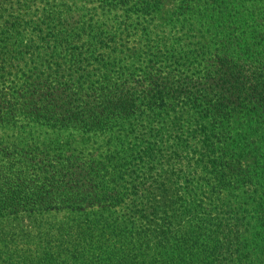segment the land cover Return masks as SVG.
I'll return each mask as SVG.
<instances>
[{
	"label": "trees",
	"instance_id": "1",
	"mask_svg": "<svg viewBox=\"0 0 264 264\" xmlns=\"http://www.w3.org/2000/svg\"><path fill=\"white\" fill-rule=\"evenodd\" d=\"M117 1L136 27L151 23L141 42L162 26L155 19L170 20L157 2ZM71 18L70 10L44 18L25 44L48 74L25 65L18 89L0 92V264H264V0H177L174 44L155 39L153 58L185 76L163 75L148 93L137 90L136 72L161 75L148 55L118 60L125 66L112 82L122 81L111 85L117 60L96 57L104 40L65 50L80 29ZM59 52L69 53L63 65ZM92 60V71L75 74ZM64 76L82 82L63 89ZM150 117L169 122L174 145L163 150L156 133L138 134ZM174 185L168 198H151L153 216L171 212L154 230L157 243L134 252L149 227L130 226L146 218L143 202Z\"/></svg>",
	"mask_w": 264,
	"mask_h": 264
},
{
	"label": "rangeland",
	"instance_id": "2",
	"mask_svg": "<svg viewBox=\"0 0 264 264\" xmlns=\"http://www.w3.org/2000/svg\"><path fill=\"white\" fill-rule=\"evenodd\" d=\"M133 1L134 0H127V7L134 6ZM145 1L157 2L160 5L159 8L162 9L161 17L168 18L170 20L162 22L161 20L155 19L154 23H160L162 26H158L153 31L149 30V33L154 34L155 37L151 36L152 38H149V41L145 40L144 42H141V35H148L147 31L143 32L145 30L144 26L148 27L151 23L149 24L143 22V28L136 27L137 22L134 19L135 17L127 16V18H123L124 6H122L123 4L117 0H112L111 2L115 5L117 2L116 7H112L113 5L111 4L104 5L100 2V0H0V56H2V54L5 52L8 54L7 59H11V63H9L11 68L7 69V74L12 75V77H9L7 80L0 78V92L5 96L10 97L11 93L18 89L23 81L21 71H26L28 67L25 65H29L32 72L35 71L33 70L34 68H37L39 72L45 73L47 66V64L45 65V61H38L40 59L36 58V63H31L32 59L29 57V53L25 48V44L29 43L33 39L32 36L38 34V30H40L38 26L41 24L44 18H47L48 16L57 17L60 13L67 10H70L72 13V18L69 19L67 24L74 27L79 23L80 27L79 31L68 42V46L64 47L65 50H68L70 53L76 48H80L83 51L87 45L86 41L88 39H100L104 40V45L102 47H98L96 51V57L102 56L105 60L109 58V60L105 61L106 63H110L114 60L118 61L125 59V57H128L129 54L134 52H138V55L142 56V60L148 55L154 62L153 64H149V66H152V70L155 72L160 70L161 75H159L157 78L148 80L145 74L150 72V70L146 69L143 72H136V75L138 76L136 86L137 90L142 91L143 88L146 89L147 93L152 90L153 84L156 85V83L159 81L158 78H161L163 75L173 71L171 74L173 80H177L178 78L185 76L181 75V71L174 73V67H164L162 64H160L161 62L157 58H153L154 55H159L161 52L157 50L155 53V49H157L155 45H158V42H160L161 46L166 43L174 44V8L177 5V0ZM152 17H154V15L148 17L147 19L152 20ZM155 39H160V41L157 42ZM34 43L36 45L39 44L38 40H36ZM150 45H154V47H151ZM172 46L173 48L168 49L171 53L174 51V45ZM13 50H15L16 53L22 52V55L18 56L16 54L14 55L15 58L12 59L10 52ZM35 54L36 56H39V52L36 51ZM59 54L61 55L60 63L63 65L65 63V55H68L69 53L59 52ZM43 57L46 56L43 55ZM117 61L115 64L110 65L109 67L111 75L114 76L109 77L111 80V85L112 83H117V85H119L122 81L121 79L119 80L120 82H112L117 79V77H119L118 73L122 74V68L125 66L124 63H119V61ZM96 65L97 63L92 60L90 61V65L84 63L82 67L77 66L74 69V72L75 74H85L86 70L92 71ZM76 70L78 71L76 72ZM155 72L152 74L154 75ZM47 74L48 73H45V75ZM45 79L48 80V78ZM95 80H98V78ZM78 82L81 83L82 80H78V77L72 78L70 76H64L59 81L60 84L64 85L63 89L65 86L73 88ZM104 85L106 84L98 83L95 85V87L97 90H101L100 88H103ZM96 89L90 90L89 94L93 96L97 91ZM99 92L100 91H98V93ZM9 97H6L5 100H7ZM170 108H174V105H172ZM169 113L170 114L168 115L171 117L168 121L173 122V111H170ZM168 121L163 123L158 119H153V117L149 118V125H146L144 121H139L137 128L140 129L142 127L143 131L137 130L138 134H141L143 139H149L146 137V134H149L150 132L156 133L158 135L156 137L159 140L164 141L161 146L164 150L167 148V146H171L172 144L174 145V139H170V136L173 134H170ZM116 150V152H121V149ZM82 151L84 153L89 152L88 149H84ZM171 178L174 180L173 176ZM175 187L176 185H174V190L170 189V191L166 190V192L155 189L153 190L155 194L146 197L145 200L147 201L143 202L144 210L138 213L139 216L146 215V218H136L133 223L130 224V226H134L137 229H142L145 226H149L147 229L144 228L147 231L145 233L141 247L139 249L136 247V251L134 252L146 251L149 248H153V246L157 243L159 238L156 239L157 234H154V230L157 228H162L164 224L163 221L168 220L171 217V212H168L169 218L164 214L162 215L158 210L157 212L159 213L153 216L151 214V209H149V207L153 208V206H151V198L159 195L162 192H164L162 194L168 198V196L172 193L178 192L175 190ZM142 188L144 189L142 191H145V187ZM175 199V196L174 198L170 199L171 204L172 201L175 202ZM186 217L187 216H184V218ZM174 222L178 224L175 214ZM175 229L176 228H174V230ZM161 233H163V230Z\"/></svg>",
	"mask_w": 264,
	"mask_h": 264
}]
</instances>
